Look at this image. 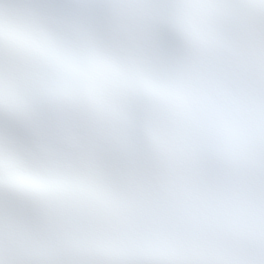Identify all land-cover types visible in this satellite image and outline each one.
<instances>
[{"label": "snow or ice", "instance_id": "obj_1", "mask_svg": "<svg viewBox=\"0 0 264 264\" xmlns=\"http://www.w3.org/2000/svg\"><path fill=\"white\" fill-rule=\"evenodd\" d=\"M0 264H264V0H0Z\"/></svg>", "mask_w": 264, "mask_h": 264}]
</instances>
